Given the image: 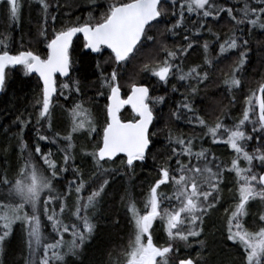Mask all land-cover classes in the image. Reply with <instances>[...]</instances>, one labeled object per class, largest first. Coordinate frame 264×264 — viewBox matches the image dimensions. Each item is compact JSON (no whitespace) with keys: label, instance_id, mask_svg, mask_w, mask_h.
<instances>
[{"label":"snow or ice","instance_id":"obj_1","mask_svg":"<svg viewBox=\"0 0 264 264\" xmlns=\"http://www.w3.org/2000/svg\"><path fill=\"white\" fill-rule=\"evenodd\" d=\"M37 2L47 19L49 3L47 0ZM237 2L240 0H233V3ZM0 4H4L8 9L11 21L19 20V0H0ZM178 8V20L167 29L172 33H175L176 29L187 27L184 24L186 17H195L199 24L193 35L200 36V29L205 27L206 22L209 19L219 20L223 13H227L234 28L240 31L243 29L239 26L243 25H248L249 30L264 31V0H242V7L236 9L218 5L216 0H181ZM168 9L172 15H177V0H115L108 5L106 12L99 19L90 17L83 23L77 22L59 31L53 29L51 36L47 30L42 31L40 35L47 48L45 57L33 51H21L12 55L6 50L7 38L0 39V91L5 88L6 69L9 67L22 66L26 76L36 74L39 82H42V103L37 125L44 121L51 131L50 110L53 106L52 98L58 92V76L68 78L67 82L61 81L59 84L60 95H64V90L69 93L73 91V61L70 49L73 39L82 35L86 53L107 54L109 62L113 65L108 76L101 74L102 87L108 89L102 137L95 150L86 152L85 155L91 156L95 166L105 172L108 171L105 165L116 161L117 157H121L118 161L120 164L125 165L128 170H133L138 162L145 161L152 144L151 137L154 133L150 132V129L155 119L153 105L163 104L165 98L150 96L148 86L134 82L135 74L129 77L132 81L128 85L129 93L126 98H122L121 74L137 61L146 47H151L149 41H154L155 38L149 33L163 22L162 17ZM55 19L53 16V22ZM209 31L211 32L210 29ZM213 35L216 40L220 39L218 35ZM184 39L189 40V37L186 35ZM242 43L247 45L248 41L243 40ZM240 46L234 32L219 44V53L215 59ZM192 47L193 44L189 42L187 48ZM203 49L206 67L198 65L184 71L176 61L181 56H186L187 50L173 51L161 45L151 60L141 64L139 71L150 74L164 85L168 84L172 76H176L180 81H188L191 95L194 96L198 88L193 86L191 81H195L196 85L204 83L208 79L207 69L214 66L213 59L207 56L208 42L203 44ZM105 50L109 51L105 53ZM161 51L163 56H160ZM245 57L246 53L241 52L238 65L224 81L230 91L242 86L237 74L246 63ZM74 90L79 92L78 81L75 82ZM173 90L175 91V88ZM245 105L242 119L232 126L224 124L219 118L214 124H208L187 97L178 106L181 110L173 113L177 119L183 117L189 123L197 122L206 130L205 135L211 138L212 144L226 145L234 155L230 166L210 163L209 150L203 146L196 150L195 138L185 140L177 137L173 141L170 135V143L179 146L171 149L176 168L172 170L165 166L159 170V178L150 187L145 198L143 213L134 201L130 202L128 212L133 233L127 245L125 264H171L177 250V241L188 245L190 238L201 237L205 216L219 203L224 173L234 174L238 197L228 216L227 240L241 249L243 264H264V214L259 216L261 224L256 231L248 230L243 222L248 216V206L251 202L259 201L264 204V82L246 98ZM125 107H130L133 113V119L129 121L121 118ZM185 111L189 114L186 117ZM69 120V133L64 136L54 133L56 139H50L37 129L40 141L52 144H57L58 140L65 142L66 146L59 147V151L63 153L62 166L57 164L51 151L45 154L40 146H36L35 158L32 152H27L15 180L0 175V252L3 251L5 240L11 235L14 226L22 224L27 232V264H63L65 256L78 254L95 231L89 216L103 195L107 180L86 197L81 195L85 188L82 179L79 182L70 181L67 194L58 192L54 183L60 179V173L67 172L70 168L78 172L72 163L74 136L77 133H85L91 139L94 135H100L92 111L82 103L74 106ZM248 125H251L250 129ZM256 133H259V136H255ZM254 139L257 146L251 148ZM25 148L26 145L21 146L22 154ZM216 160L217 157L211 155V161ZM164 185L171 187V195L164 193ZM73 190L76 193V202L72 215L76 221L82 222L81 226L63 222L66 211L64 201ZM42 218H46L53 229L55 235L51 239L44 233ZM157 220L161 222L167 236V243L164 245L153 241V225ZM65 233L71 236L70 240L65 239ZM199 243L203 246L204 242L200 240ZM198 259L199 256L196 259H181L179 264H197Z\"/></svg>","mask_w":264,"mask_h":264},{"label":"trees","instance_id":"obj_2","mask_svg":"<svg viewBox=\"0 0 264 264\" xmlns=\"http://www.w3.org/2000/svg\"><path fill=\"white\" fill-rule=\"evenodd\" d=\"M47 2L50 7L46 19L37 0H19L21 8L17 22L10 20L8 9L4 4H0V39L7 38L5 42L8 48L6 50L9 53L17 55L21 51H33L45 57L47 48L40 35L42 31L47 30L48 35L51 36L53 29L59 31L74 23H83L90 17L99 19L106 12L108 5L115 0H47ZM180 2L181 0H177V15H172L171 10L168 9L166 15L162 17L163 22L149 33L155 38L154 41H149L151 47H146L137 61L129 65L121 74L123 97L129 93L128 85L132 82L129 77L135 74L134 82L148 86L150 96L165 98L163 104L153 105L155 119L150 129V132L154 133L151 137L152 144L145 161L138 162L133 170H128L125 165L120 164L118 161L121 157H118L116 161L105 165L108 168L105 172L95 166L91 156L85 155L86 152L95 150L97 142L102 137L105 124L108 89L102 87L101 74L108 76L113 67L107 54L94 56L86 53L83 41L80 38L74 40L70 49L73 61L71 73L73 91L69 93L64 90V95H60L59 84L61 81L67 82L68 78L58 79V92L52 99L53 106L50 110L51 131L44 121L37 125L42 103V86L39 79L32 75L26 76L22 66L6 69L5 88L0 96V175H6L9 180H15L27 152H32L35 158L36 146H40L45 154L51 151L57 164L62 166L63 153L59 151V147L66 146L65 142L58 140L57 144H52L40 141L37 129L48 135L50 139L57 138L53 135L54 133L59 136L67 135L70 131L69 114L76 104L82 103L92 111L97 124V132L100 133L91 139L85 133H77L74 136L75 148L72 151L74 157L72 163L78 172L70 168L69 171L60 173V179L54 181L56 190L67 194L69 182L73 180L79 182L82 179L85 188L81 195L86 197L107 180L104 193L89 216L91 223L95 226L94 233L90 239L86 240L78 254L66 255L63 264H125L127 245L133 233V225L128 212L130 202L134 201L143 213L145 198L150 187L159 178V170L165 166L172 170L176 168L175 157L171 149L179 146L170 143V135L173 141L177 137L185 140L195 138L196 150H199L201 146L209 150L210 163H223L230 166L234 154L226 145L212 144L211 138L205 135L206 130L201 128L197 122L189 123L183 117L177 119L173 113L181 110L178 106L187 97L197 113L208 124H214L217 118L228 126L238 123L242 119L246 98L258 89L260 83L264 82V31L249 30L248 25L239 26L243 29L240 31L234 28L227 13H223L219 20L209 19L205 27L200 29V36L193 35V31L199 24L195 17H186L184 24L187 27L176 29L175 33L169 32L167 29L171 28L179 18L178 4ZM216 2L218 5L234 9L242 7V0L237 3H233V0H216ZM234 14L237 13L234 12ZM53 16L56 17L54 22ZM234 32L241 46L215 59L219 53V44ZM213 33L220 39L216 40ZM186 35L189 40L184 39ZM243 40L248 41L247 45H243ZM189 42L193 44L191 49L187 48ZM205 42L209 44L207 56L213 59L214 66L207 69L208 79L204 83L196 85L195 81H191V84L198 88L194 96L191 95L188 81H180L176 76H172L168 84L164 85L150 74L139 71L141 64L151 60L161 45L173 51L187 50V55L181 56L176 61L184 71L198 65L206 67L203 49ZM107 52L105 50V53ZM241 52L246 53V63L237 74L242 86L240 89L230 91L224 81L231 76L233 69L238 65ZM160 56H163V51L160 52ZM77 81L78 93L74 90ZM187 115L189 114L185 111L184 116ZM121 118L129 121L133 119V115L129 109H125ZM248 128L250 129L251 125H248ZM254 135L259 136V133ZM22 145H26L23 154ZM256 146L254 139L251 142V148ZM211 155H215L217 160L211 161ZM183 159L187 160V158ZM256 163L258 168V162ZM234 179V174L224 173L223 183L220 185L219 203L205 216L201 237L190 238L188 245L177 241V250L171 264H179L181 259H196L198 256L197 264H243L241 249L227 240L228 216L238 199ZM162 190L166 195L172 194V189L168 185L162 186ZM75 202L76 193L73 190L64 201L66 211L63 215V222L68 225L75 223L81 226L82 222L76 221L72 215ZM261 214H264V204L259 201L251 202L248 206V216L243 221L244 226L248 230L256 231L261 224L259 220ZM42 219L44 233L51 239L55 235L53 229L46 218ZM153 226L154 243L161 240L164 242L163 245L166 244L167 237H163L165 231L161 222L157 220ZM65 239L70 240L71 236L65 233ZM200 240H203V246L199 243ZM27 260V232L26 228L18 223L5 240L3 251L0 252V264H27Z\"/></svg>","mask_w":264,"mask_h":264},{"label":"water","instance_id":"obj_3","mask_svg":"<svg viewBox=\"0 0 264 264\" xmlns=\"http://www.w3.org/2000/svg\"><path fill=\"white\" fill-rule=\"evenodd\" d=\"M77 38H80V39L83 41V37H82V35H78L77 37H75V38L73 39V42H74V40L77 39ZM107 51H109V50H107ZM10 54H11V53H10ZM91 54L94 55V56L98 55V54H95V53H91ZM12 55H13V54H12ZM16 67H18V66H16ZM16 67H15V68H16ZM9 68H12V67H9ZM32 76H35V77H37V78L39 79V77L36 76V74H32ZM58 79H59V80H65V79H67V78H66V77H59V76H58ZM40 83H41V86H42V82H40ZM145 86H146V85H145ZM1 94H2V91H0V96H1ZM121 95H122V98H123V93H122V91H121ZM54 97H55V96H54ZM54 97H53V98H54ZM53 98H52V99H53ZM125 98H126V97H125ZM124 109H129L130 112H131V108H130V107H125ZM124 109H123V110H124ZM123 110H122V111H123ZM121 113H122V112H121ZM131 113H132V112H131ZM132 115H133V113H132ZM117 158H118V157H117Z\"/></svg>","mask_w":264,"mask_h":264},{"label":"rangeland","instance_id":"obj_4","mask_svg":"<svg viewBox=\"0 0 264 264\" xmlns=\"http://www.w3.org/2000/svg\"><path fill=\"white\" fill-rule=\"evenodd\" d=\"M234 183H235V187L237 188V185H236V181H235V179H234ZM164 236H166L165 233L163 234V237H164ZM166 237H167V236H166ZM163 243H164V242H162L161 240H158V241L156 242V244H158V245H163Z\"/></svg>","mask_w":264,"mask_h":264},{"label":"flooded vegetation","instance_id":"obj_5","mask_svg":"<svg viewBox=\"0 0 264 264\" xmlns=\"http://www.w3.org/2000/svg\"><path fill=\"white\" fill-rule=\"evenodd\" d=\"M125 97H126V96H125ZM125 97H123V98H125ZM124 111H125V109L122 111V113H123ZM122 113H121V114H122ZM159 227H160V226H159ZM153 228H154V226H153Z\"/></svg>","mask_w":264,"mask_h":264},{"label":"bare ground","instance_id":"obj_6","mask_svg":"<svg viewBox=\"0 0 264 264\" xmlns=\"http://www.w3.org/2000/svg\"><path fill=\"white\" fill-rule=\"evenodd\" d=\"M14 69V68H13Z\"/></svg>","mask_w":264,"mask_h":264}]
</instances>
